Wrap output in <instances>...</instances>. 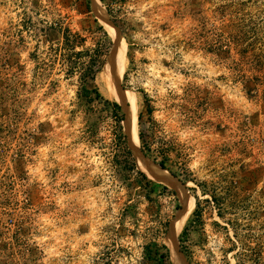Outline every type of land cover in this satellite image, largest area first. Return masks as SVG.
Segmentation results:
<instances>
[{
	"label": "rangeland",
	"instance_id": "rangeland-1",
	"mask_svg": "<svg viewBox=\"0 0 264 264\" xmlns=\"http://www.w3.org/2000/svg\"><path fill=\"white\" fill-rule=\"evenodd\" d=\"M101 6L134 141L192 200L184 264H264V0ZM240 24L245 53L221 55L222 26ZM112 46L90 0H0V264H183L179 197L125 155L104 103ZM234 60L261 71L255 94Z\"/></svg>",
	"mask_w": 264,
	"mask_h": 264
},
{
	"label": "water",
	"instance_id": "water-1",
	"mask_svg": "<svg viewBox=\"0 0 264 264\" xmlns=\"http://www.w3.org/2000/svg\"><path fill=\"white\" fill-rule=\"evenodd\" d=\"M91 8L95 16L99 19L102 24L108 25L114 30L115 35L112 37V49L108 55L107 62L105 67L108 69V73L110 75V80L113 89L116 92L118 104L121 108V111L124 115V119L122 122L123 131L127 139V146L132 155V158L135 164L140 167L143 166L145 169L151 171L156 174L162 181V183L166 186L172 188L179 197L181 210L176 215L175 221L171 223L170 227L183 215L186 208H188L191 198L188 195V191L186 189V184L182 183L175 175L167 170L166 168H162L157 163L150 160L146 157L143 152L139 149L138 145L134 143L133 140V130H132V120L129 113V106L126 99V91L121 86L120 77L118 76V72L115 66V55L120 44V38L118 29L115 27L113 22L111 21L108 13L101 6L100 0H90ZM170 236V244L172 247L173 255L175 257H179L183 262V256L179 251V247L176 241L171 240Z\"/></svg>",
	"mask_w": 264,
	"mask_h": 264
},
{
	"label": "trees",
	"instance_id": "trees-1",
	"mask_svg": "<svg viewBox=\"0 0 264 264\" xmlns=\"http://www.w3.org/2000/svg\"><path fill=\"white\" fill-rule=\"evenodd\" d=\"M100 1L103 2L104 0H100ZM99 28L101 31H103V28L101 26H99ZM228 28H230V26H225V27L222 26V29H224L222 33V41L217 46L218 47L217 50L223 56L227 55L230 57L234 53L235 55H240L241 57L245 53L247 46H249V44H246L244 42V39H246L245 36L248 34L249 31H247L248 30L247 28L245 30V27L242 26L241 24L238 25L236 28L232 27L230 30ZM103 33L105 37H107L104 31ZM224 59H227V58H224ZM245 60L247 59L245 58ZM243 61L234 60V63H235L234 65L236 66L234 67V70H237V74H238L236 78H238L241 81L243 88L247 92V94L253 95L256 93L257 84L261 81L263 76L261 77L260 75L261 71L256 70L254 68L251 69L254 73L250 74L249 76L246 74V70L241 71L242 66H239V65ZM104 103L110 106L112 114H113L112 117L114 118V121L117 123L119 131H121L120 123L123 121L124 116L122 115L120 106L114 102L111 103L107 100H105ZM124 138H125L124 135H122L121 139H124ZM124 152L128 158L131 157V153L126 147H125ZM131 164H132V160H131ZM158 165H160L162 168H165V165L162 162L158 163ZM138 174L141 175L145 179V176L142 173L138 172ZM147 182L149 184V181ZM27 252L29 253V255H31L30 251L27 250ZM26 261L27 259H25V262Z\"/></svg>",
	"mask_w": 264,
	"mask_h": 264
},
{
	"label": "bare ground",
	"instance_id": "bare-ground-1",
	"mask_svg": "<svg viewBox=\"0 0 264 264\" xmlns=\"http://www.w3.org/2000/svg\"><path fill=\"white\" fill-rule=\"evenodd\" d=\"M103 25H104V27H105L107 33H108L111 37H113V36L115 35L114 30H113L111 27H109L108 25H105V24H103ZM122 63H123V47H122V41H120V44H119V46H118V49H117V51H116V55H115V66H116V69H117V72H118V76H119V77L121 76ZM104 71H105V73H106V75H107V77H108V80H109V82H108V86H109V83H110V86H109V87H111V90H112L113 96H114L115 98H117L116 92H115V90L113 89L112 84H111V80H110V75H109V73H108V69L105 67ZM126 97H127V94H126ZM129 113H130V117H131V120H132V115H131L130 109H129ZM132 127H133V120H132ZM133 136H134V135H133ZM133 140H134V137H133ZM134 143L136 144L135 141H134ZM136 145H137V144H136ZM139 168H140V170H141L142 172H144V173H145V171H146L147 174L145 173V175H146L149 179L151 178V179L156 180V182H162L161 179H160L156 174H154V173H152L151 171L145 169L143 166H140ZM191 203H192V200L190 201L189 206H188V208H186V210L184 211L183 215H182V216H181V217H180V218H179V219L173 224V226H171V228H170V233H171V240H172V241H176V240H177V238H178V236H179V230H180V227L182 226L184 220L187 218L188 213H189V211H190ZM174 260H175V264H179V262L177 261V259H174Z\"/></svg>",
	"mask_w": 264,
	"mask_h": 264
}]
</instances>
